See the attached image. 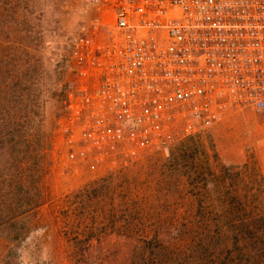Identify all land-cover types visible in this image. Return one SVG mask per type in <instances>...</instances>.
<instances>
[{
  "label": "rangeland",
  "instance_id": "obj_1",
  "mask_svg": "<svg viewBox=\"0 0 264 264\" xmlns=\"http://www.w3.org/2000/svg\"><path fill=\"white\" fill-rule=\"evenodd\" d=\"M90 18L85 0H0V264L182 263L199 193L193 168L249 162L264 175V107L134 161L69 162L58 125L74 85L67 43ZM82 190L93 196L84 217L102 228L87 229L81 259L66 216ZM39 196L45 203L34 208ZM159 247L163 261L154 263Z\"/></svg>",
  "mask_w": 264,
  "mask_h": 264
},
{
  "label": "built area",
  "instance_id": "obj_2",
  "mask_svg": "<svg viewBox=\"0 0 264 264\" xmlns=\"http://www.w3.org/2000/svg\"><path fill=\"white\" fill-rule=\"evenodd\" d=\"M59 132L71 163L166 151L264 107V0H85Z\"/></svg>",
  "mask_w": 264,
  "mask_h": 264
},
{
  "label": "trees",
  "instance_id": "obj_3",
  "mask_svg": "<svg viewBox=\"0 0 264 264\" xmlns=\"http://www.w3.org/2000/svg\"><path fill=\"white\" fill-rule=\"evenodd\" d=\"M25 141L29 143L27 137ZM40 155L43 158L42 153ZM200 164L193 168L191 181L199 190L195 199L197 207L191 217L194 223L186 225L183 232L187 241L185 249L191 256L190 260L186 258L177 264H264L262 171L249 162L240 166L218 164L214 168L207 160ZM40 178L42 180L41 174ZM87 193L85 190L79 193L83 200L81 197L75 209L66 216L69 223L76 222L73 227L80 240L72 246V252L74 257L81 259L91 244L87 229L98 232L102 228L97 217L92 220L84 217L89 207L88 199L93 197L87 198ZM44 203V197L39 196L34 208ZM87 220L91 221L88 225L85 224ZM161 250L164 248L155 249L154 263L163 261Z\"/></svg>",
  "mask_w": 264,
  "mask_h": 264
}]
</instances>
